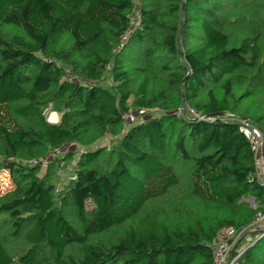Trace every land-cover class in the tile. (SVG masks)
I'll return each instance as SVG.
<instances>
[{
    "label": "trees",
    "instance_id": "obj_1",
    "mask_svg": "<svg viewBox=\"0 0 264 264\" xmlns=\"http://www.w3.org/2000/svg\"><path fill=\"white\" fill-rule=\"evenodd\" d=\"M241 122L264 133V0H0V264H211L264 212ZM258 235L236 264H264Z\"/></svg>",
    "mask_w": 264,
    "mask_h": 264
},
{
    "label": "built area",
    "instance_id": "obj_2",
    "mask_svg": "<svg viewBox=\"0 0 264 264\" xmlns=\"http://www.w3.org/2000/svg\"><path fill=\"white\" fill-rule=\"evenodd\" d=\"M135 21L137 20L135 19ZM137 24L138 22L133 24V20L131 19V27L123 33L122 42L127 40L129 33L137 27ZM147 112L148 111L144 108L130 110L122 114V119L128 124L135 121L142 123L145 120V114ZM176 113L179 117H186L188 115L196 119H204L203 115L198 114L194 109L186 105L177 109ZM230 115L227 116L232 117ZM239 131L247 139L253 152L255 178L261 185H264V133L256 126L249 125L245 122H241ZM84 151V148L80 149L75 153V158H78ZM63 153L65 152L62 151L61 147H56L50 151L47 156L38 160H33L32 162L39 163L42 168L45 169L51 160L59 157L57 154L60 155ZM75 179L76 174L73 172V162H71L65 167L58 168L54 182L57 183L59 180L70 181ZM252 229H257L255 233L259 234L258 236L264 235V212H257L255 219L242 228L237 229L230 226L220 229L216 233L213 241L209 244L211 249V264H236L246 248L252 245L250 241L252 238L246 237L248 235L246 232Z\"/></svg>",
    "mask_w": 264,
    "mask_h": 264
},
{
    "label": "rangeland",
    "instance_id": "obj_3",
    "mask_svg": "<svg viewBox=\"0 0 264 264\" xmlns=\"http://www.w3.org/2000/svg\"><path fill=\"white\" fill-rule=\"evenodd\" d=\"M137 19V18H136ZM133 20V24H135V22H137V21H135V19L133 18L132 19ZM138 25V24H137ZM121 45H123V44H121ZM121 48H119V50H120ZM118 51V50H117ZM108 70V69H107ZM67 77H68V74H67ZM111 79V78H110ZM79 82V81H78ZM134 110V109H133ZM46 119H47V121L49 122V123H57L58 121H59V114L57 113V112H55V111H47V114H46ZM110 138V136H108L107 134L103 137V138H101V139H98V140H96V141H94L93 143H91L89 146H86V145H82V144H79V143H77V142H73V143H71V144H69V145H67L66 147H64V148H61L62 149V151L63 152H73L74 153V157H76L75 156V153H77L80 149H82V148H84L85 150H88V149H90V148H93L94 146H106V143L104 142L105 140H106V142H107V140ZM103 144V145H102ZM57 156H59V158L60 157H62V154H60V155H58L57 154ZM10 184H11V182H10V178H9V175L7 174V173H0V193H2V192H4L8 187H10ZM248 202H249V204H250V206L252 207V208H255L256 206H255V203L253 202V200L251 199V198H249L248 199ZM256 230L257 229H252V230H250V231H248V232H246V234H248L246 237H251L252 239H250V241H251V244H253L254 242H255V240L256 239H254V237H252V236H255V238H256V235H257V233H255L256 232ZM258 238V237H257ZM5 239H6V241L8 242V243H13L14 245H16V244H18V245H21L20 243H21V241L19 240V239H16V238H12V237H10V236H7V237H5ZM254 240V241H253ZM253 241V242H252Z\"/></svg>",
    "mask_w": 264,
    "mask_h": 264
},
{
    "label": "water",
    "instance_id": "obj_4",
    "mask_svg": "<svg viewBox=\"0 0 264 264\" xmlns=\"http://www.w3.org/2000/svg\"><path fill=\"white\" fill-rule=\"evenodd\" d=\"M186 77H184L183 82L185 81ZM221 115V114H220Z\"/></svg>",
    "mask_w": 264,
    "mask_h": 264
}]
</instances>
